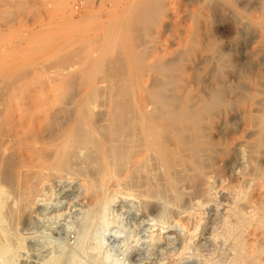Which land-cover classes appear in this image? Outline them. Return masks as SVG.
Returning <instances> with one entry per match:
<instances>
[{
    "label": "bare ground",
    "instance_id": "6f19581e",
    "mask_svg": "<svg viewBox=\"0 0 264 264\" xmlns=\"http://www.w3.org/2000/svg\"><path fill=\"white\" fill-rule=\"evenodd\" d=\"M207 1L208 0H206V2ZM1 2H3V6L0 5V15L4 18L9 17L12 14V12L10 13V11L4 9V6H6V8L13 7L15 10H19L26 5V0H1ZM164 3L165 0H131L129 6L123 10L121 18L116 19L114 24L112 23L113 20H111L113 25H111L110 29H105L106 31L103 35V30L101 29L100 32H97L88 40L87 38L84 39V47L79 46L80 48L83 47L84 50L86 48L90 49L92 59L90 60V63L86 65V67H81L83 60L81 53L80 55L76 56L79 57V59L81 58L79 61H77V58L72 61L77 62L72 64L68 62L64 66L58 64L57 66L53 67L54 71H50V69L46 70L44 66H47V64H40L35 66L33 69L28 68L29 70L26 69V71H29L27 73L28 76L25 75V70H22V74L25 76V78L23 75L21 77L18 76L19 74L21 75V71L19 72L17 70L19 67L17 64L6 66L4 70H2V73L6 74V77L8 74L12 75L11 73H13V75L19 73L16 76L14 75L15 81L9 80V84L14 81L13 84L11 83L12 85L10 84V88L13 86V89H20L18 93L21 94L18 95H22L21 97L23 101L19 98V100H21L20 102H22L20 105L18 103V105L16 104L17 106L15 105V107H10L6 110V114L4 115L5 118H3V122L0 123V137L2 138L1 140H3L1 143H8V146L11 148L5 147L3 144L2 146L4 148H8L9 150H11L13 147V152L15 151V154L16 152L19 153V155L22 156V159L25 157V163L22 165L19 172H22L21 176L25 180L28 179L24 178L27 177L25 175L30 176V173L34 174L33 177H43L44 175H47L46 177H48V175H51V178H53V176L56 174H58L59 177V175L61 176L62 174L64 175L67 173L80 175V172H82L81 174L85 176L83 177L80 175L84 179L86 178L87 174L85 175L83 168H81L82 170L79 168L77 169L75 167V165H77L75 162L78 159L80 160L82 158L83 160V157H86L87 159H95V161H97L96 165H99L96 170L97 175H100L101 173V181L102 183L106 184L109 183V179H112L113 181L118 178L120 171L122 172L128 161L130 164L128 155L126 161L125 157L126 151L129 152L131 149L129 147L125 151L124 149L129 143L128 141L131 142V140H136L137 146L134 150L135 157H131V169L126 168L128 172L131 171L130 173L132 175L128 173L127 174L132 177L136 176L141 172H138L140 169L146 167L148 160L151 161V163L153 160H155L153 163L156 162L161 167L157 166L156 164L152 165L158 169L162 168L159 170V172H163V175L160 176L161 178L159 177V179L163 178V181L167 184H170L171 186L173 185L172 183L174 179L176 181L181 180V182L184 179H190L192 182L194 179L191 178V176L189 178L188 175L190 171L193 174L195 172L194 175H196V179L199 176L200 179L201 176L205 177L208 173H206L207 171H204L206 165L203 164V162L212 154L218 155L220 152L224 151L226 158H222V161L225 159L227 163H231L232 161L235 163V161L238 159V154L236 153L241 152L239 149L243 147L241 149L243 152L242 154L240 153L242 156L239 155V161L242 163L241 168L243 167L242 169H244L239 172V176L241 178L240 183L242 181L244 184L243 187H246L245 190L248 191L249 188L252 190V198L249 197V201V199L244 197L246 200H248V202L246 205L241 203L244 204L243 206H245V208L242 205L241 207L246 210L248 215V217L245 215V222H242L244 224V226L242 224V228H248L247 225L251 224L255 225L254 227L256 228L261 227L260 229L263 230L264 168H262L263 166H260L261 168L258 169L259 166L256 167L257 162L254 163V166L252 161L255 162V158L257 155L259 156V151L261 148H264V0H217L214 5L215 13L231 10V16L228 18L230 19L232 27L235 31V36H233V40H231L233 42L232 44H234L235 48H237L236 51L239 54V56L234 61L226 57L225 51L219 48L216 42L213 43L209 37L204 38L200 29L198 28L189 30L186 37H184L185 35L183 37H173L165 43L157 40V33L155 36L157 39L149 40L147 36H149V34L151 35L149 32L150 30L153 31V29L158 28L161 30H170L171 28L170 24L168 23L170 20L167 19L168 21H166L162 19V13L165 11ZM172 26L174 29V25ZM3 35V32L0 31L1 60L7 54L14 55L20 50V47L17 46L10 49L3 47ZM244 37L245 39L251 38L253 42L249 45L245 44L243 39ZM50 46L52 45H47L44 47H48L50 49ZM53 47L54 51L61 49L60 44L54 45ZM115 49L119 50L117 54L121 56H119L122 63L121 68L119 67L121 70H119L120 75L118 77L115 76L117 79L113 77L115 78L114 81L111 79L113 83L111 82L109 87H105L107 85L104 83V77H100V75H102V67L104 66L103 62L105 57ZM77 52L80 51L77 50ZM83 52L84 51L82 50V53ZM110 54L112 55V53ZM51 56L53 59L54 56ZM108 57H110V55ZM114 57L112 58L113 61ZM64 58H66V56ZM108 60L111 61L109 58ZM110 63H108V65ZM105 64L107 65V63ZM117 64L120 66V63L117 62ZM1 66L2 65H0V67ZM226 66L231 67L232 69L234 68L235 71H237V84H231L228 80H225L226 70H224V67ZM109 67L110 66H107L108 69ZM49 68H51V66ZM111 69L116 70L115 67ZM105 70L106 69L104 68V71ZM116 71L114 74L117 75ZM59 75L61 77H59ZM12 76L10 77L12 78ZM1 77L2 76H0V78ZM10 77H8V79ZM27 80L38 82L35 84V82L32 83L31 81L29 83L30 85H27L26 87L25 85ZM31 83L33 85L35 84V88H32L33 85H31ZM9 84L7 86H9ZM61 87L63 88V91L60 90ZM105 88H110L108 89V94ZM105 94L107 95L105 96ZM14 96L15 94L12 97ZM232 110H234L236 113L240 112L245 115L244 119L246 116L249 117V119L254 122V126L252 125V122H250L251 125L249 128L252 129L248 128L247 131H245L247 134L243 130L241 131L246 135L244 134L242 137V133H240L239 137H241V139L233 141L232 144L231 139H228L231 142H228L229 145L227 144V147H223L224 143L222 144L214 140H209L208 136L217 132L218 125L220 126L219 121L225 118L227 114L229 115L230 111ZM245 124L246 126L249 125L248 122ZM128 129L130 132H128L127 135L125 132L129 131ZM124 133L127 135L126 137ZM250 137L254 138L251 139ZM2 146H0V149L2 148L0 152H4V148ZM9 152L10 151H8V154ZM39 153L44 154H42L43 157L41 158H45V163H42V165L35 163ZM254 155L255 158H253ZM149 158H152L153 160ZM42 160L39 163H41ZM124 161L126 163H124ZM263 161L264 159L262 162ZM80 162L82 163V161ZM129 164L127 167H129ZM152 169L154 170V168ZM46 170L49 171L48 174H44ZM89 171H87V173ZM156 171L158 170L156 169ZM95 174L96 172L94 175ZM126 176L124 179L127 181L129 180V178L127 179L129 176ZM68 177L72 178L70 175H68ZM95 177H92L94 179L89 178V180L81 179L83 182L86 180L85 183L87 185H84L86 186L84 188L88 187L87 192L89 191L90 194L93 193L94 195L102 191L100 190L101 188H98L99 192L95 193V186L100 181L96 180ZM81 180H77L79 184L82 183H80ZM24 181L23 184L25 183ZM56 181L57 180H55V183ZM119 181L121 182V180ZM236 182L239 184L238 180ZM26 184H28V182ZM123 184L125 185L126 183ZM141 184L139 186H141ZM23 186L26 189L28 187H26V185ZM79 186L81 187V185ZM100 186L97 185V187ZM243 187L241 188L244 189ZM30 188L31 191L37 190L32 189V186ZM172 188H175V186ZM238 188L236 189L233 187L232 189L231 187L233 191L235 189L237 192L242 190L239 188L241 190L238 191ZM5 190L6 189H4V192H7V190ZM0 191L3 192L2 190ZM110 191L113 193L116 192L114 189L109 190V192ZM121 191L123 192L122 189ZM111 192L109 194H111ZM157 192L159 193L160 191H156V193ZM3 193H0V195H3ZM233 193H236V191ZM246 193L243 195L242 192H240L237 196L239 198L240 194L245 196ZM142 194L146 195L145 193ZM94 195L91 196L94 197ZM31 196L34 197V195ZM235 197L233 196L234 199H236ZM18 199L20 198H17V200ZM28 199L30 200V198ZM94 201L97 202V199ZM237 201L240 202V199ZM1 202L3 203V201ZM98 202H100V199ZM238 202H234V204ZM230 208L232 207H229V209ZM235 208L234 214H236L235 210L236 212H240V210L238 211V209ZM237 208H239V206ZM231 211L233 212V210ZM231 214L234 215L233 213ZM239 214L241 216V213ZM230 216L229 219H231ZM247 220L248 223H246ZM233 222L235 224H233ZM233 222L232 224L236 229L234 231L238 232L237 230H239L238 227H241V223L239 226L238 223L240 221L236 222L234 219ZM229 224L228 226L231 225ZM89 228L90 227H88V230ZM228 230L229 232L231 231L230 229ZM244 230L242 229V231ZM242 231L241 233H239L240 231L238 233L242 235ZM252 231L255 232L253 229ZM239 234L238 238L236 233L232 236H235V239H238V242H235L238 243L240 248L243 247L245 242H249L246 246L249 244L252 245L255 242V246L259 247L260 244L258 243L259 246H257L256 241L262 242L264 240V230L258 235L257 233H255L256 235L247 234L248 237L246 235V238L239 236ZM232 236L230 235V237ZM252 246V249L255 248L254 245ZM239 247L238 250H246V248L240 249ZM250 247L251 246L247 247V249ZM252 249H248L245 252H254L255 250L253 251ZM256 253L258 254V252ZM252 255H250V258L253 257V261L248 257H246V259L248 258L250 262L255 264L254 260L257 259L256 256L258 257V255L255 254L254 256V253ZM237 258L238 257H236V259ZM243 261L245 262V260ZM250 262L248 264H250Z\"/></svg>",
    "mask_w": 264,
    "mask_h": 264
},
{
    "label": "rangeland",
    "instance_id": "374dc122",
    "mask_svg": "<svg viewBox=\"0 0 264 264\" xmlns=\"http://www.w3.org/2000/svg\"><path fill=\"white\" fill-rule=\"evenodd\" d=\"M208 1L165 0V11L162 13V19L166 21L170 20L168 23L171 28L170 30H161L159 28L153 29V31L150 30L149 32L153 36L149 34V36H147L148 39L152 40L158 38V41L165 43L173 37H183L184 35V37H186L189 30L198 28L204 38L209 37L213 43L216 42L219 48L225 51L227 58L233 61L236 60L239 54L236 51L237 48H235V45L232 44V38L235 36V31L228 18L231 16V10L215 13L214 5L217 0H211L213 2L210 0ZM130 2L131 0H26V5L19 10H15L13 7L6 8V6H4L3 8L10 11V13L12 12V14L6 18L0 15V31L4 34L3 47L10 49L17 46L20 47V50L17 54H7L2 60L0 59V65H2V68L0 67V73H2V70H4L6 66L11 64H17V66H19L17 70L19 72L21 71V75L19 73H16V75L19 74L18 76L20 77L23 75L22 72L24 70L25 75H27L29 72L28 68L33 69L40 64H47V66H44L45 69L54 71L53 67L58 64L64 66L67 62L72 64L79 61L81 58L79 59V57L76 56L80 55V53L81 56H83L81 67H86V65L90 63L92 55L90 54L89 48H86L85 50L83 49V45H85L84 39L87 38L88 40L97 32H100L101 29L103 30V35L107 29L111 28V25L114 24L116 19L121 18L123 10L129 6ZM0 5L3 6L1 0ZM111 20H113V24L111 23ZM172 25H174V29ZM156 33L157 38L155 37ZM243 39L247 45L253 42L251 38L245 39L244 37ZM57 44H60L61 49L54 51L53 46ZM47 45L52 46H50V49L48 47L45 48L44 46ZM79 46L83 47L80 48ZM77 50L80 52H77ZM82 50L85 53H82ZM54 52H56L57 55ZM118 52L119 50H112L110 53H112L113 56L109 53L108 56L110 55V57L106 56L103 62L104 66L102 67V75H100V77H104V83L107 85L105 87H109V85H111L110 83H113L114 79L120 75L119 70L122 63L121 58H119L120 55L117 54ZM51 55L54 56L53 59ZM62 56H66V58ZM113 57L114 61L112 59ZM60 58L64 59L61 60ZM108 58L112 60L109 61ZM74 59H77V61L72 62ZM52 62L53 64H56L53 65ZM117 62L120 63V66H118ZM105 63H107V65ZM108 63L110 64L108 65ZM32 64L35 65L33 66ZM48 64L51 68H49L50 66ZM111 65L115 67L117 71L111 69L113 68ZM107 66H110L109 69ZM104 68L106 69L105 71ZM26 69L28 70L26 71ZM224 70H226L225 80H228L231 84H237V71H235L234 68L232 69L227 66L224 67ZM115 71L117 75L114 74ZM11 74L13 75V73ZM12 75L8 74L6 77V74H0V76H2L0 78V123L3 122L2 119L5 118L4 115L8 108L15 107L18 103L20 105V103H22L20 101H23L21 97L22 95H18L21 94L18 93L20 89H13V86L10 88V84H13L15 81V74ZM10 76H12V78ZM8 77L10 78L8 79ZM59 77L61 76L59 75ZM109 79H112L113 81H110ZM9 80L14 81L9 84ZM31 81L32 80H27L25 86L27 87V85H30L29 83ZM33 82L35 81H32V83ZM37 82L38 81H36L35 84H37ZM32 83L31 85H33ZM8 84L9 86H7ZM108 89L105 88L107 94L109 93ZM60 90L63 91V88L61 87ZM14 94L15 96L12 97ZM107 94H105V96ZM19 98L21 100H19ZM242 115L243 114L240 112L236 113L234 110L230 111L229 115L227 114L225 118L219 121L220 126L218 125L217 132L210 134L212 136H208L209 140H214L222 144L224 143L223 147H227V144L229 145L228 142L230 141L228 139H231V144L233 141L241 139V137H239L240 133H242L241 131H247L251 125L250 122H252V125L254 126V122L251 121L249 117L246 116L245 120V115ZM246 122L250 124L246 126ZM128 132H130V130L125 133L128 135ZM245 133H242L241 136L243 137ZM126 134L125 137L127 136ZM250 138L253 139L254 137ZM1 139L2 138L0 137V140ZM2 141L3 140H1L0 143ZM128 142V144L126 143L128 146L126 145L124 151L127 150L128 147L131 150L129 149V152L126 151L125 161L128 155L131 164L132 158L135 157L134 150L136 149L137 141L131 140V142ZM3 143H1L0 146H2ZM4 145L5 147L11 148L8 146V143L3 144V146ZM8 148H4V152L1 151L3 153L0 152V190L3 192L4 189L7 190V192L4 193L0 191V193H3V195H0V202L3 201V203H5H0V224H2L0 225V264H232L233 262V264H240L241 259V264H248L250 262L248 258H250V255L253 253L254 256L255 254L258 255V257L256 256L257 259L254 260L255 264H264V240L262 242L255 240L257 246L260 244L259 247L255 246V242L254 244L251 243L255 246L253 249V246L250 244L246 246L249 242L244 243V248H240L237 243L238 234L241 233L242 229L246 230L242 231L243 234H239V236L244 237L246 231L244 238H246L247 234L253 235L257 233L258 235L264 230L260 229L261 227L256 228L254 227L255 225L251 224L247 225L248 228H242V224L245 222V215L248 217L246 210L244 209L245 206L243 205H246L248 202L246 199H249L250 201V198H252V190L247 187L249 188L248 191H250L248 192L245 190L246 187H243L244 184L242 181V184L240 183L241 178L239 172L244 169H242L243 167L241 168L242 163L239 161V155L242 154L243 150L241 149L243 147L239 149L241 152L238 151L239 153H236L238 154V159H235V163L234 161H232L233 163H227L225 159V161H222V158H226L224 151L220 152L218 155L212 154L203 162V164L206 165L204 171H207L206 173H208L205 177L201 176L200 179L199 176V179H196V175H194L195 172L193 174L190 171L188 175L189 178L191 176V178L194 179L192 182L190 179H184L185 181L183 180L182 182L181 180L176 181L174 179L172 186L165 183L163 178L159 179V177L163 175V172H159L162 168L158 169L157 167H154L155 164L159 167L161 166L156 162L153 163L155 160L152 158H149L153 160L152 163L149 160L146 163L147 169L146 167H143L138 171L141 172H137L138 174L136 173L137 175L135 174L136 176L133 177L128 175L131 174V171L128 172L126 170V168L131 169L128 161L127 165L129 164V167L126 165L122 172L120 171L118 178H116L117 180L115 179L112 181V179H109V183L106 184L101 181V173V177L99 174V176L97 175L96 170L99 165H96L97 161H95V159H91L92 161L86 157H83V160L82 158L80 160L78 159L75 162L77 164L75 167L77 169L83 168V172L85 175L87 174L84 179H94L92 177L96 176L97 178L95 177V179L100 180L97 185L101 186L97 187L96 185V189L94 190L95 193H98V188H101L100 190L102 191L98 193L99 196L98 194L94 195L93 193L90 194L89 191L87 192L88 187L84 188L86 187L84 185L87 184L85 183L86 180L84 182L82 181L84 180L83 177H85L81 174L82 172H80V175L83 177L77 174V176L71 173L68 174L66 172L67 174H62L63 176L59 175V177L58 174H56L57 176L54 175L55 177L53 176V178H51V175H48L49 179L46 177L47 175H44L43 177H33L34 174L30 173V176L25 175L27 177H24L28 178L26 179L28 184H26V180L21 176L22 172L19 173L22 165L25 163V157L22 159V156H20L19 153L16 152L15 154V151L13 152V147L11 150ZM8 151H10L9 154ZM260 151L259 156L257 155L255 158L254 155L253 157L255 158V160L253 159L255 162L252 161L253 164L257 162L256 167L259 166L258 169L262 166V168H264V161L262 162L264 159V148H261ZM42 154L39 153L37 155L39 161L36 159L35 163L39 165L45 163V158H41L43 157ZM41 160L42 162L39 163ZM87 160H90V164ZM80 161H82V163ZM125 161L124 163H126ZM92 165L95 167V170ZM151 167L154 168V170ZM156 169L158 171H156ZM87 171L89 172L87 173ZM95 172L96 174L94 175ZM48 173L49 171L46 170L44 174ZM125 173H128L127 176L129 177H127ZM68 175L72 178H69ZM125 176L127 179L129 178V180L126 181L124 179ZM118 179L121 180V182ZM22 180H25L24 184ZM55 180H57L56 183ZM77 180H81L80 183H82L79 184ZM237 180L239 181V184L236 182ZM175 181L178 184H174ZM123 183H126L127 186ZM139 183H142L141 186H139ZM23 185H26V187L28 186L27 189ZM79 185H81V187ZM31 186L32 189H37L38 191L34 190L35 193L33 194L34 191H31ZM173 186H175V188H172ZM238 186L239 188L243 187L244 189L241 188V190ZM231 187L232 189L233 187L236 189L238 188V191H241L237 192L236 189L233 191ZM113 189L116 192L113 193L110 191L111 194H109V190ZM155 190L160 191V194L158 192L157 194ZM232 191H236V193H233ZM240 192H242L243 195L246 193V195L242 196L240 194L238 198L237 195ZM26 193L27 195H30L27 196ZM142 193H145L146 195ZM31 195H34V197L37 196L34 198ZM91 195H94V197ZM233 196H237L235 198L237 200L240 199V202L234 199ZM244 197H246V199ZM17 198H22V201L20 199L17 200ZM28 198H30V200ZM96 199L97 202L100 199L101 203L94 201ZM234 202L238 203L234 204ZM241 205L244 208L241 207ZM236 206H239V208ZM229 207L232 208L229 209ZM233 207H236L235 209H238V211L240 210V212H236L235 210L236 214H234ZM231 210H233V212ZM239 213H241V216ZM229 216L231 219H229ZM239 217H244V221H241L242 218L240 219ZM234 219L236 222L240 221L238 223L239 226L241 223V227H238L239 230H237L238 232L240 231L239 233L234 231L236 230L234 228L235 226H233V224H235L233 222ZM226 221L228 224L230 221V224L234 229L230 224V226H228ZM246 223H248V220ZM88 227H90L89 230ZM228 229L231 230V233ZM232 229L237 234V240L235 239V236H232L235 235ZM252 229L255 230V232L252 231ZM230 235L233 238L230 237ZM249 246H251L248 248L249 250L252 249L255 251L251 253L248 251V254L245 251L248 250L247 247ZM238 247L240 249L246 248V250H238ZM256 252H258V254ZM236 257L238 258L236 259ZM246 257H248V260ZM252 258L250 259L252 260ZM243 260H245V262ZM250 264L253 263L250 262Z\"/></svg>",
    "mask_w": 264,
    "mask_h": 264
}]
</instances>
